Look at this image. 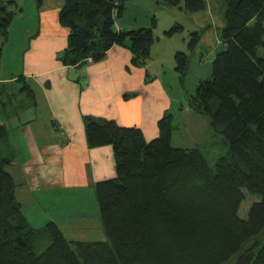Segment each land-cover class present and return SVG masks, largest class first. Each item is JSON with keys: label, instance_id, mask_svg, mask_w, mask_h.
<instances>
[{"label": "trees", "instance_id": "1", "mask_svg": "<svg viewBox=\"0 0 264 264\" xmlns=\"http://www.w3.org/2000/svg\"><path fill=\"white\" fill-rule=\"evenodd\" d=\"M39 2V0H37ZM221 50L210 60V75L187 98L189 108L211 131L208 148L224 152L209 158L205 146L173 147L169 112L157 122L158 136L146 141L136 127L84 116L89 148L110 146L112 179L95 183L94 197L102 242L67 241L55 223L32 228L15 198L16 184L6 168L12 155L0 151V264H264V0H221ZM8 4V6L6 5ZM125 0H64L58 23L68 30L56 60L81 67L104 58L113 46L126 47L131 64L146 65L152 28L116 31ZM195 14L206 0H156ZM12 6L14 10H9ZM16 2L0 0V55L16 13ZM154 22V21H153ZM180 26L165 33L171 36ZM206 29L192 33L194 52ZM175 72L182 84L188 56L177 52ZM0 83V143L7 145L6 122L15 114L14 94H28ZM219 145V146H218ZM10 156V157H9ZM246 195L258 198L244 217ZM49 238L40 254L37 240Z\"/></svg>", "mask_w": 264, "mask_h": 264}, {"label": "crops", "instance_id": "2", "mask_svg": "<svg viewBox=\"0 0 264 264\" xmlns=\"http://www.w3.org/2000/svg\"><path fill=\"white\" fill-rule=\"evenodd\" d=\"M34 2L36 32L23 53L19 74L33 92V101L26 107L31 116L22 119L18 113L5 121L10 127L9 147L4 145L3 152L13 157L7 171L32 228L39 230L53 222L67 241L87 242L94 236L104 240L93 186L115 176L114 156L110 146L88 147L83 117L136 127L151 141L158 136L157 122L176 109V102L149 63L139 68L131 64L132 54L126 47L113 46L101 60H87L81 67L62 66L56 56L66 47L68 30L57 19L64 0ZM213 8L212 0H206L207 16L214 15ZM22 13L17 5L14 18H22ZM198 14H192L195 25H201ZM212 21L213 32L202 28L206 30L197 44L199 55L192 58L199 62L197 74L204 66L200 64L220 50L217 31L223 22ZM140 25L137 19L134 24L123 23L121 16L114 28L130 31ZM15 78L0 79V83L10 86L17 83ZM11 103L14 106L13 100ZM183 112L187 108L178 107V116Z\"/></svg>", "mask_w": 264, "mask_h": 264}, {"label": "rangeland", "instance_id": "3", "mask_svg": "<svg viewBox=\"0 0 264 264\" xmlns=\"http://www.w3.org/2000/svg\"><path fill=\"white\" fill-rule=\"evenodd\" d=\"M13 1L17 3L19 8L22 7L23 13L22 18L17 17L13 19L9 28L8 39L2 46L0 55V79H9L12 76H18L20 74L23 53L29 44L30 38L36 32L37 19L34 5V1L36 0ZM212 2L214 4V15L209 17L207 16V11H202L199 12L201 13L198 14L199 16H196L200 18L199 22L201 25H195L197 20L195 17L193 18L192 14L187 13L178 7H166L161 4L157 5L156 0H125V10L122 14L123 23L127 21V23L134 24V19H137L138 24H143L140 25L141 27L144 26V28H152L153 30L154 41L149 49L147 64H150L152 70L157 71V76L161 78L169 95H171L176 102V109L171 113L173 115L172 124L175 128L172 133L173 137L171 138V145L180 148L205 146L209 158L223 154L224 150L222 147L215 148L216 150L208 148L211 131L209 130L205 119L200 116L196 119L195 114L192 113V110L188 106L187 98L194 93L198 80L206 79L210 75V60L213 58V54L206 59V62L200 64H204V66L202 67L201 72L197 74L195 68L199 65V62L192 58L199 55V52L196 53L197 47L194 52H191L189 42L193 37L192 33L198 32V30L203 27H209L213 32L214 23H212V20L216 18L218 22L222 19L224 12L222 1L212 0ZM6 5L8 6V4ZM8 8L11 11L13 10L12 6ZM177 25L180 26L179 30H176L171 36L165 35L167 31ZM140 26L138 29L141 28ZM219 32L220 30L218 29L217 34H219ZM213 44L216 46L215 39H213ZM219 49L221 50V46ZM177 52L184 53L188 56L189 60L188 70L182 84L179 82V76L175 72L174 56ZM258 55L264 58V48L258 50ZM191 61L194 62L193 65L191 64ZM21 86V83H15L10 86L8 85L7 89L11 90L10 88L12 87L17 90ZM25 96V93L22 95L14 94L13 98L15 116L19 113V118L22 119L31 116V112L29 113L28 111V108L30 107L26 108L30 104L31 98L29 100ZM178 107L179 109L183 107L187 108V111L193 115L190 117L188 112H183L178 116ZM21 113L22 116H20ZM9 130L10 127L8 125L7 132ZM7 146L9 147L8 143ZM4 149V143H0V151H2V153ZM255 201H258L257 197L246 195V199L240 206L239 215L244 217L250 204ZM21 212L23 215L22 208ZM42 214L44 215V213ZM102 238H104V240L94 236L88 239L87 242H102L106 240L105 236ZM49 244V238L42 237L35 243L33 248L34 253L40 255Z\"/></svg>", "mask_w": 264, "mask_h": 264}]
</instances>
